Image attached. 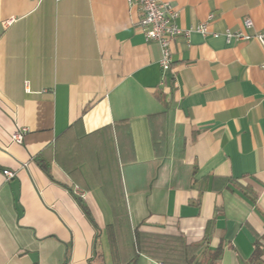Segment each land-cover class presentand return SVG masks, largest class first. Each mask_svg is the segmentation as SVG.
Instances as JSON below:
<instances>
[{
    "label": "crops",
    "instance_id": "1",
    "mask_svg": "<svg viewBox=\"0 0 264 264\" xmlns=\"http://www.w3.org/2000/svg\"><path fill=\"white\" fill-rule=\"evenodd\" d=\"M163 1L191 31L161 84L127 0H0V264H129L134 228L264 264V48L223 35L264 0Z\"/></svg>",
    "mask_w": 264,
    "mask_h": 264
},
{
    "label": "built area",
    "instance_id": "2",
    "mask_svg": "<svg viewBox=\"0 0 264 264\" xmlns=\"http://www.w3.org/2000/svg\"><path fill=\"white\" fill-rule=\"evenodd\" d=\"M130 6H136L140 12L139 28L143 31L145 40H153L159 44L160 58L159 66L162 71L160 83L163 84L164 73L171 69L172 53L171 44L175 39L182 34L187 35L190 30H184L176 23L178 11L169 2L163 0H127ZM213 16L209 13L207 20L198 24L194 30L205 35L208 33L207 21ZM253 27V21L250 18H245L242 22V28L237 30L225 29L223 35L227 41L230 40H258L264 48V31L255 33L247 32ZM214 36L218 33L213 32ZM28 129L24 126H16L10 134V141L17 144L24 143V137ZM26 166L27 164H23ZM2 173L7 177H13L15 172L4 168Z\"/></svg>",
    "mask_w": 264,
    "mask_h": 264
},
{
    "label": "trees",
    "instance_id": "3",
    "mask_svg": "<svg viewBox=\"0 0 264 264\" xmlns=\"http://www.w3.org/2000/svg\"><path fill=\"white\" fill-rule=\"evenodd\" d=\"M35 160L45 172H49L47 163H44L38 157ZM77 203L95 226L83 201L77 198ZM120 211L121 206H119V213ZM125 228L124 220H119V229L125 230ZM132 234L131 244L135 248L136 253L129 261V264H135L139 253H144L153 259L160 260L162 264H200L203 258L207 259L206 264H216L222 252L221 244L215 248L209 247L210 235L208 232L204 234L200 243H186L185 239L180 235L141 231L138 228H134ZM258 254L259 250H256L252 259H255ZM253 264L256 263L253 262Z\"/></svg>",
    "mask_w": 264,
    "mask_h": 264
}]
</instances>
